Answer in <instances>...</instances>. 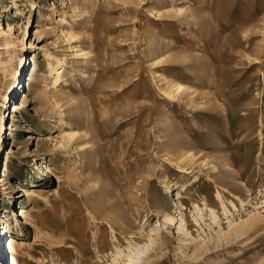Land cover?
Here are the masks:
<instances>
[{"label":"rangeland","instance_id":"1","mask_svg":"<svg viewBox=\"0 0 264 264\" xmlns=\"http://www.w3.org/2000/svg\"><path fill=\"white\" fill-rule=\"evenodd\" d=\"M0 24L7 264H264V0H0Z\"/></svg>","mask_w":264,"mask_h":264},{"label":"bare ground","instance_id":"2","mask_svg":"<svg viewBox=\"0 0 264 264\" xmlns=\"http://www.w3.org/2000/svg\"><path fill=\"white\" fill-rule=\"evenodd\" d=\"M5 167H6L5 170H7L8 169V165L5 164ZM46 169H47V167H46ZM5 173H6V171H5ZM3 180H5V179H3ZM21 216H24V218H26L27 215H26V211L25 210H22L21 211L20 217ZM2 227H4V226H2ZM3 229H5V228H3ZM4 236H7V232H5ZM1 241H3V242H1ZM15 242H16V240L11 235H8L6 238H4V237H1L0 238V246H1V243H2V247H3L2 251L0 250V264H7L6 263L7 262L6 261V258H4V257H5V255L8 252H11V251H14L15 250ZM11 264H14V263L12 262Z\"/></svg>","mask_w":264,"mask_h":264}]
</instances>
